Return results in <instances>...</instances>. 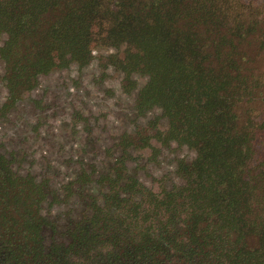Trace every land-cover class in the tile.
Listing matches in <instances>:
<instances>
[{
  "label": "trees",
  "instance_id": "1",
  "mask_svg": "<svg viewBox=\"0 0 264 264\" xmlns=\"http://www.w3.org/2000/svg\"><path fill=\"white\" fill-rule=\"evenodd\" d=\"M97 13L125 47L115 68L133 110L159 117L124 131L104 171L65 182V199L85 198L65 224L55 192L0 152V264H264V0H0L8 106L38 75L89 60L82 28ZM153 141L193 151L157 192L128 167Z\"/></svg>",
  "mask_w": 264,
  "mask_h": 264
},
{
  "label": "rangeland",
  "instance_id": "2",
  "mask_svg": "<svg viewBox=\"0 0 264 264\" xmlns=\"http://www.w3.org/2000/svg\"><path fill=\"white\" fill-rule=\"evenodd\" d=\"M82 31L80 43L89 48V60L79 66L71 60L64 68L38 75L33 88L23 91L13 106H8L0 61V152L15 173L33 176L55 192L58 201L52 203L50 214L57 215L60 224L67 221L66 210L84 205L85 199L78 197L83 192L65 199V182L79 174L81 167L92 172V177L104 171L114 158L109 153L119 151L120 135L143 127L160 114L154 107L137 116L133 110L136 90L122 91V73L115 67L125 47L110 37V32L118 33L112 19L97 13L84 22ZM72 52L67 50L66 58ZM133 75L138 83L147 80L142 73ZM250 107L252 104L241 110L253 115ZM260 114L264 116V110ZM159 122L163 125L165 120L159 118ZM258 143L263 155L264 135ZM152 144L158 146L153 151H132L128 167L144 186L157 192L171 181L177 182L175 161L190 159L193 151L175 142L160 147L157 142ZM45 236L50 237L48 231Z\"/></svg>",
  "mask_w": 264,
  "mask_h": 264
}]
</instances>
